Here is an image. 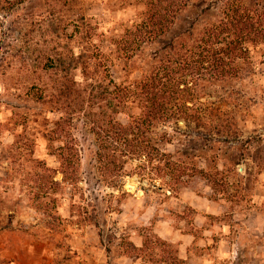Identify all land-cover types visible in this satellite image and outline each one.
Masks as SVG:
<instances>
[{"label":"rangeland","instance_id":"rangeland-1","mask_svg":"<svg viewBox=\"0 0 264 264\" xmlns=\"http://www.w3.org/2000/svg\"><path fill=\"white\" fill-rule=\"evenodd\" d=\"M141 10L138 0H78L75 5L30 0L6 20L11 37L29 46L37 67L14 61L0 71V264H225V222L230 223L225 201L229 210L241 213L252 204L258 207L263 228L258 240L264 242L262 51L251 56L252 74L225 82V120L235 122L240 141L214 145L210 154L220 148V161L198 172L196 161L184 159L175 185L154 171L142 174L140 163L132 162L125 168L130 177L105 186L93 167L91 138L76 124L81 180L52 190L47 177L60 181L61 175L44 135L58 113L46 112L33 94L50 89L67 69L80 80L69 54L81 49L100 53L115 82L137 77L149 48L129 69L112 43ZM30 20L34 30L23 37ZM220 95L215 92L212 100ZM119 119L125 123L128 117ZM183 148L175 141L160 146L173 154Z\"/></svg>","mask_w":264,"mask_h":264},{"label":"trees","instance_id":"trees-1","mask_svg":"<svg viewBox=\"0 0 264 264\" xmlns=\"http://www.w3.org/2000/svg\"><path fill=\"white\" fill-rule=\"evenodd\" d=\"M29 1L0 0V71L12 68L14 61L27 68L37 67L29 46L19 45L18 36L11 37V28L5 25L15 10ZM138 1L142 10L137 21L112 43L129 69L149 48L137 77L117 83L100 53L81 49L69 54L80 80L67 69L59 78L57 75L50 89L44 87L45 92L33 94L46 112L58 113L44 135L61 175L60 181L53 174L47 177L53 191L81 180L80 150L73 134L76 124L91 138L99 183L112 187L114 179L131 176L125 168L132 162L140 163L142 174L148 169L175 185L184 159L196 161L195 169L202 172L208 162L222 159L220 148L210 154L214 145L240 141L235 122L225 120V82L252 74V54L264 53V0ZM24 24L30 28L23 37L34 30L32 20ZM221 91L224 95L212 100L215 92ZM133 107L135 113L130 112ZM120 115L128 117L125 123ZM177 134H182L183 140ZM174 141L183 144L182 152L161 151V145ZM117 187L123 191L122 181Z\"/></svg>","mask_w":264,"mask_h":264},{"label":"crops","instance_id":"crops-1","mask_svg":"<svg viewBox=\"0 0 264 264\" xmlns=\"http://www.w3.org/2000/svg\"><path fill=\"white\" fill-rule=\"evenodd\" d=\"M229 206L225 201V215L230 216V223L225 222V264H264V242L258 240L263 234L257 222L261 215L258 207L252 204L244 214L229 210Z\"/></svg>","mask_w":264,"mask_h":264}]
</instances>
